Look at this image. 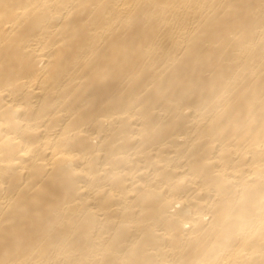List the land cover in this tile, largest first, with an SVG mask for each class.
<instances>
[{"label": "bare ground", "instance_id": "obj_1", "mask_svg": "<svg viewBox=\"0 0 264 264\" xmlns=\"http://www.w3.org/2000/svg\"><path fill=\"white\" fill-rule=\"evenodd\" d=\"M0 264H264V0H0Z\"/></svg>", "mask_w": 264, "mask_h": 264}]
</instances>
